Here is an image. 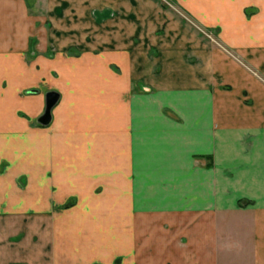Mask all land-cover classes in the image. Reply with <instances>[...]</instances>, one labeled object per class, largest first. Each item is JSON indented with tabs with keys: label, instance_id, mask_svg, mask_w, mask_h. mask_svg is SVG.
I'll return each mask as SVG.
<instances>
[{
	"label": "crops",
	"instance_id": "crops-1",
	"mask_svg": "<svg viewBox=\"0 0 264 264\" xmlns=\"http://www.w3.org/2000/svg\"><path fill=\"white\" fill-rule=\"evenodd\" d=\"M40 1L0 0V264H264V0Z\"/></svg>",
	"mask_w": 264,
	"mask_h": 264
},
{
	"label": "water",
	"instance_id": "water-1",
	"mask_svg": "<svg viewBox=\"0 0 264 264\" xmlns=\"http://www.w3.org/2000/svg\"><path fill=\"white\" fill-rule=\"evenodd\" d=\"M58 96V93L54 90H48L45 92L44 97V108L42 113L38 116L37 120L40 123H47L50 118V108L53 105V103L56 101Z\"/></svg>",
	"mask_w": 264,
	"mask_h": 264
},
{
	"label": "rangeland",
	"instance_id": "rangeland-1",
	"mask_svg": "<svg viewBox=\"0 0 264 264\" xmlns=\"http://www.w3.org/2000/svg\"><path fill=\"white\" fill-rule=\"evenodd\" d=\"M35 0H33V2H34ZM164 2V1H163ZM43 6H42V3H41V1L40 0H37V4H36V6H35V8L37 9H40L39 11H41L43 8H42ZM38 9H37V11H38Z\"/></svg>",
	"mask_w": 264,
	"mask_h": 264
}]
</instances>
